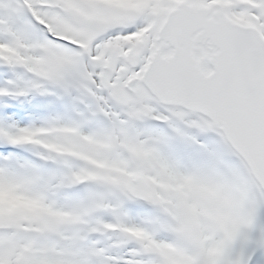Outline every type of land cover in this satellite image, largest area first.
Returning <instances> with one entry per match:
<instances>
[{
    "label": "snow or ice",
    "instance_id": "6c2138e0",
    "mask_svg": "<svg viewBox=\"0 0 264 264\" xmlns=\"http://www.w3.org/2000/svg\"><path fill=\"white\" fill-rule=\"evenodd\" d=\"M0 264H264V0H0Z\"/></svg>",
    "mask_w": 264,
    "mask_h": 264
}]
</instances>
